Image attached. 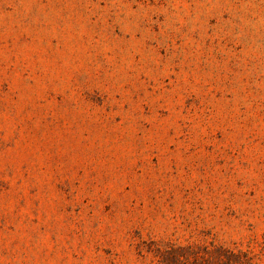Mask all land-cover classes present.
Returning <instances> with one entry per match:
<instances>
[{"label":"rangeland","instance_id":"1","mask_svg":"<svg viewBox=\"0 0 264 264\" xmlns=\"http://www.w3.org/2000/svg\"><path fill=\"white\" fill-rule=\"evenodd\" d=\"M0 264H264V0H0Z\"/></svg>","mask_w":264,"mask_h":264}]
</instances>
